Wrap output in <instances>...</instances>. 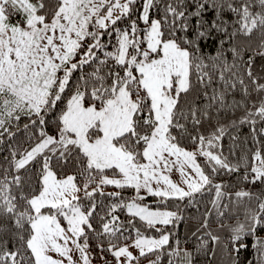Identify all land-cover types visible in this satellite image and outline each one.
I'll use <instances>...</instances> for the list:
<instances>
[{"label":"snow or ice","instance_id":"obj_1","mask_svg":"<svg viewBox=\"0 0 264 264\" xmlns=\"http://www.w3.org/2000/svg\"><path fill=\"white\" fill-rule=\"evenodd\" d=\"M257 57L264 61V0H0V138L12 137L22 117L25 129L39 131L0 174V264H92V235L104 264H140L150 254L149 264L164 254L168 264H193V251L179 240L173 246L166 228L182 219L178 212L142 202L192 203L206 188L215 196L193 232L195 252L208 264H264V144L232 164L218 143L223 125L190 136L229 109L244 110L242 124L264 122ZM49 117L54 134L45 130ZM188 136L192 151L181 146ZM38 157V187H31L21 170ZM53 158L75 173L57 178ZM241 167L245 187L226 193L213 183L212 174ZM125 189L134 195L125 198ZM97 196L113 201L102 216ZM137 219L159 236L144 235ZM129 229L134 238L124 235ZM249 251L253 259H242Z\"/></svg>","mask_w":264,"mask_h":264},{"label":"trees","instance_id":"obj_2","mask_svg":"<svg viewBox=\"0 0 264 264\" xmlns=\"http://www.w3.org/2000/svg\"><path fill=\"white\" fill-rule=\"evenodd\" d=\"M127 21L121 22L119 24L120 27H124ZM107 37H105V41H107ZM208 54H214V50L208 48L205 50ZM244 59H247V55H245ZM264 67V61H261L259 57L256 58L255 68L256 71L259 72L260 69ZM253 97L255 98V93H253ZM229 101H231L232 97L230 96ZM236 99H240V95H236ZM244 116V110L229 109L225 113H222L220 116L219 124H217L216 120L211 122L209 125L208 122H205L198 130H190V136H199L204 135L208 137L216 132V128L219 125H223L225 127V133L222 139L218 142L222 146L223 155L228 157L229 162L232 164L238 163L242 157H248L252 151H255L256 147L260 144H264V135H257L260 128H264V122H261L257 117V123L252 125L250 123H240L241 118ZM235 121V124H233ZM19 127L13 126L11 131L14 133L12 137H8L7 134L3 138H0L2 142H0V174L4 173L5 169L10 168V161L12 160V151L16 150L17 152H24L25 150H29L39 138V131L36 128L29 127L25 129L24 125L29 124V120L27 117H22L18 122ZM253 128L256 129V132L253 131ZM48 134H54V125L51 117H49L48 127L45 129ZM190 136L186 137L181 146L185 147L189 151L194 150L197 147V144L192 141ZM259 142V143H258ZM221 149H216V151H220ZM51 155V153H48ZM42 157H38L37 161L30 163L27 166L26 170H21V174L23 175L25 181L30 184L31 187H38L35 184V180L38 176V170L42 166ZM198 162L205 167L206 174L210 173V168L206 167V162L203 157H198ZM51 166L53 171L57 174V178H63L66 175L74 174L76 169L71 165L64 164L63 161L59 163L55 158H53L51 162ZM244 169L243 167L236 173L227 174L223 171L220 174H212L213 183H221L224 185V191L227 192H235L239 190L240 187H245V185L241 181V177L243 175ZM78 182H82L78 178ZM262 186L257 184L253 191H258ZM118 191L112 186H107L105 188V192ZM122 195L125 198H131L134 195V190L125 189L122 192ZM215 196V190L213 188H206L201 193L196 194L193 198L192 203H189V198H185L183 201L168 199L164 200L163 198H157L148 196L142 203L148 205L152 210H162V211H176L182 217V219L175 223L174 225L166 226L167 230L173 233L171 242L172 245L175 246L176 241L179 240L181 247H186L190 251H193V264H208V258L204 253H196V245L197 241L195 237H193V232L196 231V228L202 222V215L206 209H212L211 200ZM101 197L97 196V203L100 207L97 208V212L100 216L104 215V212L107 210L106 205L112 203L113 201L107 197L103 198V203H101ZM233 200L235 197L233 195ZM225 203H228L227 196L224 200ZM87 203V202H85ZM233 209H235V205H232ZM117 215H119L120 220L127 224V221L130 219L128 217L126 211H121L117 209ZM210 221H212V229L215 230L217 225L215 223L217 216L215 211L213 210L212 214L209 217ZM61 223L65 225V222L61 218ZM94 225L97 226V230H99L98 226V218L93 221ZM136 227H139L141 232L146 236H155L158 237L159 233H156L153 229H148L146 225L140 222L138 219L135 221ZM129 232H131V236L135 237V232L132 229H129L128 232H125L124 235L128 236ZM206 238V237H205ZM100 241L92 235L90 239V249H91V259L94 264H104V261L101 259V253L99 248H97V244ZM115 242V240H114ZM130 243L131 239L128 241L120 240V243ZM108 241L104 240V246L107 247ZM107 255L109 260L112 259L110 254ZM253 259V253L251 251L242 254V259ZM150 260H156V254H150L148 258H141L140 264H149ZM159 264H168V257L166 254L161 256Z\"/></svg>","mask_w":264,"mask_h":264},{"label":"rangeland","instance_id":"obj_3","mask_svg":"<svg viewBox=\"0 0 264 264\" xmlns=\"http://www.w3.org/2000/svg\"><path fill=\"white\" fill-rule=\"evenodd\" d=\"M169 175H170V178L172 179V181L173 182H175V183H178V184H180L182 187L184 186L183 184H182V178H181V176H180V172L179 171H176V170H173L171 173H169ZM143 194V193H142ZM162 211V210H161ZM65 226H66V222H65ZM131 243V242H130ZM134 251V253H135V250H133ZM54 255V257H55V254H53ZM92 264H94V263H92Z\"/></svg>","mask_w":264,"mask_h":264}]
</instances>
